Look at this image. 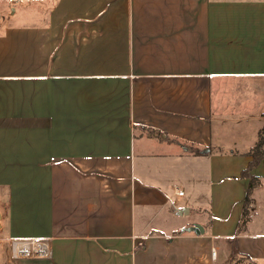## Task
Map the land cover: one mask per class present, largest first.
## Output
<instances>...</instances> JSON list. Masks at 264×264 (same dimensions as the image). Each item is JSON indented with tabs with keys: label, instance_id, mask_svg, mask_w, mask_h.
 <instances>
[{
	"label": "crops",
	"instance_id": "1",
	"mask_svg": "<svg viewBox=\"0 0 264 264\" xmlns=\"http://www.w3.org/2000/svg\"><path fill=\"white\" fill-rule=\"evenodd\" d=\"M263 127L264 0H0V264H264Z\"/></svg>",
	"mask_w": 264,
	"mask_h": 264
},
{
	"label": "trees",
	"instance_id": "2",
	"mask_svg": "<svg viewBox=\"0 0 264 264\" xmlns=\"http://www.w3.org/2000/svg\"><path fill=\"white\" fill-rule=\"evenodd\" d=\"M253 161L249 165L248 169L243 171V176L250 178V186L245 198V207L242 214L241 223L239 225L238 233H240L247 222L250 220V204H251V195L255 188H257L261 182L260 179L256 176L251 175L250 171L255 167L259 162L264 161V127L260 133V139L257 147L252 153ZM246 259H248L246 257ZM250 264H255L252 260L248 259Z\"/></svg>",
	"mask_w": 264,
	"mask_h": 264
},
{
	"label": "built area",
	"instance_id": "3",
	"mask_svg": "<svg viewBox=\"0 0 264 264\" xmlns=\"http://www.w3.org/2000/svg\"><path fill=\"white\" fill-rule=\"evenodd\" d=\"M180 195L183 194V192H179ZM44 246L43 244L31 240V241H14L12 243V250L13 255L16 258L20 257H30L33 255H44L46 252L42 249ZM216 251L213 250V257H216Z\"/></svg>",
	"mask_w": 264,
	"mask_h": 264
},
{
	"label": "bare ground",
	"instance_id": "4",
	"mask_svg": "<svg viewBox=\"0 0 264 264\" xmlns=\"http://www.w3.org/2000/svg\"><path fill=\"white\" fill-rule=\"evenodd\" d=\"M43 246L44 247L42 249L44 250V252H47V247L44 244H43Z\"/></svg>",
	"mask_w": 264,
	"mask_h": 264
},
{
	"label": "water",
	"instance_id": "5",
	"mask_svg": "<svg viewBox=\"0 0 264 264\" xmlns=\"http://www.w3.org/2000/svg\"><path fill=\"white\" fill-rule=\"evenodd\" d=\"M192 230L197 232V227H193Z\"/></svg>",
	"mask_w": 264,
	"mask_h": 264
},
{
	"label": "rangeland",
	"instance_id": "6",
	"mask_svg": "<svg viewBox=\"0 0 264 264\" xmlns=\"http://www.w3.org/2000/svg\"><path fill=\"white\" fill-rule=\"evenodd\" d=\"M13 243V242H12ZM33 256H35V255H33Z\"/></svg>",
	"mask_w": 264,
	"mask_h": 264
}]
</instances>
